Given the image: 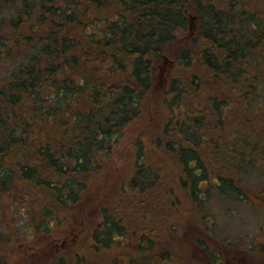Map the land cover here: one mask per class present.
<instances>
[{
    "label": "trees",
    "instance_id": "1",
    "mask_svg": "<svg viewBox=\"0 0 264 264\" xmlns=\"http://www.w3.org/2000/svg\"><path fill=\"white\" fill-rule=\"evenodd\" d=\"M261 87L264 0H0L1 223L42 235L87 211L127 130L154 118L89 214L87 251L51 264H120L116 248L129 264H190L188 240L213 264H264V247L216 238L199 198L205 183L248 194L237 171L264 159ZM186 211L201 235L174 230Z\"/></svg>",
    "mask_w": 264,
    "mask_h": 264
},
{
    "label": "rangeland",
    "instance_id": "2",
    "mask_svg": "<svg viewBox=\"0 0 264 264\" xmlns=\"http://www.w3.org/2000/svg\"><path fill=\"white\" fill-rule=\"evenodd\" d=\"M263 92L264 87H261L259 95L253 101L252 109H258L264 105ZM153 119L148 121L147 118V120L139 121L127 130L125 137L119 143L118 153L114 155L113 166L109 174H106L102 188L96 190L99 198L93 199L95 204L85 201L87 211L80 207L78 212L73 207L66 211V216L65 214L62 216L60 224L55 225L47 232L45 231L42 235L36 234L35 231H31L32 229L29 231L25 225L26 218H22L16 227L18 235L13 236L12 239L4 227L5 225L0 221V264H51L62 256L86 252L89 241L88 231L91 223L95 221V218L90 217L89 214L92 212V216H94L97 208L119 188L118 184L119 182L121 184L123 173L130 166L129 159L133 157L135 139L140 136L143 130L153 132L157 128L156 123L152 122ZM224 126L229 127V123L225 122ZM261 131L264 132V128ZM228 132L231 135L239 133L233 129ZM245 132L248 133V130ZM259 158L252 160L249 165L240 166L237 171L239 177L237 183L245 189L246 193L248 192V194L245 193L247 196L241 195L242 189H237L239 193L236 196L226 197L214 193L213 187L206 189L208 186L206 183L202 184L203 188L199 192V198L203 205V213L205 212L204 215H207L205 219H209L206 222L212 223L213 233L219 240H229L235 246L256 244L264 247V159ZM187 206L191 207V204L187 202L184 206V209L189 211L191 208L189 209ZM187 211L183 214L187 227L180 224L182 229L179 230V226H177L174 230L178 233L185 230L187 233L196 230L195 236L201 235L200 221L197 217L196 221L191 219V214ZM166 232L170 233V230L166 229ZM167 238V235L163 236L164 240ZM205 239L208 238L205 237ZM123 243L127 251L130 247H136L133 237L128 238L127 243ZM178 244L180 247L177 252L181 261L192 264L191 259L194 257L193 261L196 260V264H213L212 260H209L199 247L196 246L192 253L188 251L194 245L191 240L186 241L185 244ZM226 251L230 253L229 249ZM125 253L122 248H116L113 255H116L120 264H129L128 258L124 256ZM141 254L140 256L145 255L144 252ZM252 258L253 256L247 258L246 261L252 260ZM163 264H168V262L163 261Z\"/></svg>",
    "mask_w": 264,
    "mask_h": 264
}]
</instances>
